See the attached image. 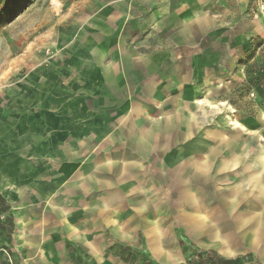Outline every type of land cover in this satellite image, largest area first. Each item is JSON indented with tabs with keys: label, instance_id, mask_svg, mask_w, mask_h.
Returning <instances> with one entry per match:
<instances>
[{
	"label": "rangeland",
	"instance_id": "rangeland-1",
	"mask_svg": "<svg viewBox=\"0 0 264 264\" xmlns=\"http://www.w3.org/2000/svg\"><path fill=\"white\" fill-rule=\"evenodd\" d=\"M196 3L1 0L0 188L8 186L5 177L22 187L33 186L41 178L52 183L57 168L69 165L68 176L49 194L56 197L67 191L81 170L88 171L104 156L135 157L145 166L127 160L126 167L145 172L144 178L164 193L168 208L159 221L164 219L177 243L185 238V248L191 249L185 254L181 246L186 264L191 262L187 255L195 264H209L200 261V254L220 255L199 246L188 230L182 215L194 216V211L174 216L170 209L174 181L163 160L179 149L185 166L199 158L197 148L209 139L211 129L226 139L235 134V143L252 149L250 158L264 147V0ZM109 70H114L113 77H107ZM174 71L188 75L187 82L180 83ZM152 85L155 89L149 91ZM188 118L195 129L186 137L182 130ZM229 152L227 147L222 155ZM120 162L108 168L117 178L127 172L119 171ZM244 166L243 162L219 175H243ZM211 174L216 175L213 169ZM227 184V180L221 183ZM121 187L107 184L106 190ZM0 194L11 208L16 230L12 201L5 191L0 189ZM69 195L77 202L83 197L71 188ZM38 204V221L48 220L58 227L69 260L96 264L88 258L90 250L62 227L49 199ZM132 210L123 201L113 213L131 225L132 241L115 237L106 216L87 205L79 207L75 223L81 230L95 225L105 255L152 264L143 226ZM15 230L12 252L0 248V264H27ZM233 259L264 264L254 252Z\"/></svg>",
	"mask_w": 264,
	"mask_h": 264
},
{
	"label": "crops",
	"instance_id": "crops-1",
	"mask_svg": "<svg viewBox=\"0 0 264 264\" xmlns=\"http://www.w3.org/2000/svg\"><path fill=\"white\" fill-rule=\"evenodd\" d=\"M201 1L197 0L196 4L199 5ZM110 71L106 73L107 77ZM172 72L173 68L170 74ZM174 73L178 79L186 77V80H179L180 83L187 82L188 75L177 71ZM194 129L188 118V124L182 133L189 137ZM207 132L209 139L201 142L197 148L199 158L190 160L185 166L182 159H179V149L168 153L163 160L174 181L175 194L170 202V209L175 211L174 216H177V212H195L194 216L183 214L182 218L199 246L216 250L220 255L230 258L254 252L264 263V147L250 158L252 149L248 144L235 143V134L226 139L223 133L215 129ZM227 147L231 148V152L223 156ZM247 158L251 160L250 163L246 162ZM118 160H121L117 166L119 171L127 172L117 178L108 172V168L115 166ZM127 160L135 161L140 168L145 166L144 162L135 157L104 156L88 171L81 170L70 181L67 191L51 198L49 194L55 184L63 176H68L69 165L64 169L57 168L58 171L52 176V183L42 181L41 178L29 187L17 185L4 176L8 186L0 189L13 196L10 200L17 213L15 237L18 249L27 264H73L59 240L58 227L48 220L38 221V202L43 199H49L51 208L61 217L62 227L68 231L71 239L90 250L88 258L93 263L143 264L142 260L130 263L112 254L105 255L99 237L94 232L95 225L93 224V230H81L79 224L75 223L79 207L87 205L106 216L107 225L115 237L122 241H132L135 236L131 225L122 223L117 215L113 214L117 206L123 201H128L135 217L139 218V223L143 226L152 261L155 264H186L181 242H176L164 219L159 221V215L168 208L164 193L160 192L153 180L144 178L145 172L131 171L126 167ZM243 162V175H231L228 178L219 175L234 170ZM212 169L215 176L211 174ZM225 180L228 184L221 185ZM107 184L122 187L109 191L106 190ZM70 188L83 196L80 201L72 199L69 195ZM151 192L154 194L149 198L148 194ZM16 193L19 195V202L14 199ZM28 195L34 205L31 209L24 210L30 205V202L26 203ZM220 209H224V212L218 214ZM207 213L211 214L210 219ZM18 232L21 233L20 238L17 237ZM237 264L257 263L243 260Z\"/></svg>",
	"mask_w": 264,
	"mask_h": 264
},
{
	"label": "trees",
	"instance_id": "trees-1",
	"mask_svg": "<svg viewBox=\"0 0 264 264\" xmlns=\"http://www.w3.org/2000/svg\"><path fill=\"white\" fill-rule=\"evenodd\" d=\"M1 1V0H0ZM14 230H15V226H14V219H13V214L11 212V208L10 206L7 204L6 199L0 194V248L1 247H7L10 252H12L13 250V235H14ZM181 244L183 245L184 248V253L188 254V252L191 250L190 248H185V238L182 237L180 240ZM2 253V252H0ZM189 261V263L187 264H195L194 261L191 260L192 256L191 255H187ZM200 261L202 262L203 260H206L205 262H209V264H234V263H239L237 262L236 259L233 258H226L224 256L221 255H217L212 251H209L206 253L205 256H203L202 254H200L199 256ZM121 259H123V261L125 262H134L131 261L130 258L128 257H123L121 256ZM152 264H155V262H153L151 260Z\"/></svg>",
	"mask_w": 264,
	"mask_h": 264
},
{
	"label": "water",
	"instance_id": "water-1",
	"mask_svg": "<svg viewBox=\"0 0 264 264\" xmlns=\"http://www.w3.org/2000/svg\"><path fill=\"white\" fill-rule=\"evenodd\" d=\"M108 75H109V77H113V76L115 75L114 70H111V71L109 72ZM185 75H186V74H185ZM179 80H181V81H182V80H186V77H182V78L180 77ZM152 87H153V85L149 88V91H152V90L155 89V87H154V89H153ZM158 92H159V91H158ZM185 107H186L187 109L189 108V102H187V101L185 102ZM10 193H12V192H10ZM8 195H9L10 199L13 197V196L11 197L10 194H8ZM12 195H13V194H12ZM26 197L28 198V199H26V200H27L26 203L28 204V203L30 202V203H29L30 205L26 206L24 210L31 209V207L34 205V204L32 203V201H31V199H29V195L26 196ZM14 199H17L18 202L20 201L19 195H18L17 193H16V195L14 196ZM26 203H25V204H26ZM27 204H26V205H27Z\"/></svg>",
	"mask_w": 264,
	"mask_h": 264
},
{
	"label": "bare ground",
	"instance_id": "bare-ground-1",
	"mask_svg": "<svg viewBox=\"0 0 264 264\" xmlns=\"http://www.w3.org/2000/svg\"><path fill=\"white\" fill-rule=\"evenodd\" d=\"M252 232H254V231H252ZM255 235V234H254ZM263 257V256H262Z\"/></svg>",
	"mask_w": 264,
	"mask_h": 264
}]
</instances>
